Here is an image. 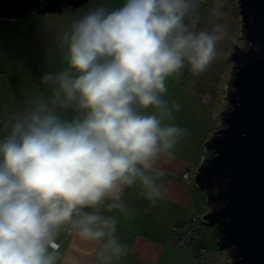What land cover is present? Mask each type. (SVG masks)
<instances>
[{
	"label": "clouds",
	"instance_id": "9594fccd",
	"mask_svg": "<svg viewBox=\"0 0 264 264\" xmlns=\"http://www.w3.org/2000/svg\"><path fill=\"white\" fill-rule=\"evenodd\" d=\"M202 5L100 0L55 33L58 70L0 115V264H83L65 241L89 264L127 255L131 198H163L160 162L189 135L168 81L206 72L227 38Z\"/></svg>",
	"mask_w": 264,
	"mask_h": 264
},
{
	"label": "water",
	"instance_id": "95a60500",
	"mask_svg": "<svg viewBox=\"0 0 264 264\" xmlns=\"http://www.w3.org/2000/svg\"><path fill=\"white\" fill-rule=\"evenodd\" d=\"M88 1L0 0V21L61 13ZM238 2L245 46L231 55L230 108L221 112V128L204 144L209 153L197 165L193 183L207 202L218 204L201 217L217 226L227 264H264V0Z\"/></svg>",
	"mask_w": 264,
	"mask_h": 264
},
{
	"label": "crops",
	"instance_id": "0c3cea01",
	"mask_svg": "<svg viewBox=\"0 0 264 264\" xmlns=\"http://www.w3.org/2000/svg\"><path fill=\"white\" fill-rule=\"evenodd\" d=\"M89 1L87 6L61 13L0 21V115L21 105L30 92L42 89L40 78L44 74L58 70L53 45L55 33L66 26L69 17L100 2ZM164 98L167 99V94ZM160 166L163 198L155 205L138 196L131 198L129 206L136 212L130 220H122L118 226L121 239L128 245L127 255L118 264H184L190 261L191 253L194 257L197 252L198 244L196 249H193L195 245L191 250L186 248L187 252L171 234L173 229L186 231L191 218L203 211L205 195L193 182L182 179L184 172H190L193 181L197 166L193 167L176 154L164 158ZM63 246L71 247L83 264H89L91 257L87 246L70 245L68 241Z\"/></svg>",
	"mask_w": 264,
	"mask_h": 264
},
{
	"label": "rangeland",
	"instance_id": "374dc122",
	"mask_svg": "<svg viewBox=\"0 0 264 264\" xmlns=\"http://www.w3.org/2000/svg\"><path fill=\"white\" fill-rule=\"evenodd\" d=\"M115 2H122V0H115ZM202 6L205 11L214 7L220 9L221 22L225 25L227 38L219 44L220 55L206 72L199 76H192L185 72L177 78L170 79L167 93V100L182 105L181 111L176 113L175 123L189 130V135L176 146L174 154L182 160L189 161L193 167L200 164L208 155L209 151L204 144L208 141L209 135L221 128V112L230 108L228 92L232 88L230 83L235 72L231 55L234 48L238 47L242 50L245 46L238 0H203ZM68 10L71 9L68 8ZM203 205L201 213L207 214L211 208L208 207L205 196ZM203 226L208 236L201 237L193 249H196L198 244L200 248L206 250L204 264H227L228 251L219 249L218 236L214 228L207 223ZM199 247L197 248L200 249ZM185 250L188 252L186 248ZM190 256V261L184 260V264H196L193 253Z\"/></svg>",
	"mask_w": 264,
	"mask_h": 264
},
{
	"label": "built area",
	"instance_id": "2783aa9c",
	"mask_svg": "<svg viewBox=\"0 0 264 264\" xmlns=\"http://www.w3.org/2000/svg\"><path fill=\"white\" fill-rule=\"evenodd\" d=\"M190 172H184L182 175V179L189 183L193 182L190 176ZM205 223L202 220V217L200 216H194L190 220V226L189 228L184 232H179L176 229L172 230V236L174 239H177L182 246L187 248L188 250H191L192 246L201 238L208 236V232L204 230ZM215 233L217 234L218 228L217 226H213ZM205 249L200 248L197 250L195 254L194 261L196 264H204L205 261Z\"/></svg>",
	"mask_w": 264,
	"mask_h": 264
},
{
	"label": "trees",
	"instance_id": "16d2710c",
	"mask_svg": "<svg viewBox=\"0 0 264 264\" xmlns=\"http://www.w3.org/2000/svg\"><path fill=\"white\" fill-rule=\"evenodd\" d=\"M0 73H1V71H0ZM206 156H207V155H206ZM213 192H214V194H216V190H215V189L213 190ZM207 204H208V207H210V208H215L216 206H218V204H217L216 202H211V201H208ZM194 245H195V244H194ZM194 245H193V246H194ZM193 246H192V247H193ZM191 249H192V248H191ZM205 251H206V250H205Z\"/></svg>",
	"mask_w": 264,
	"mask_h": 264
}]
</instances>
